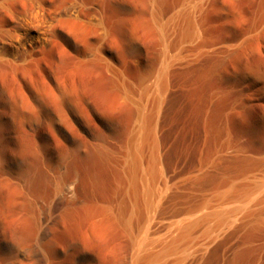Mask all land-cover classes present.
I'll return each mask as SVG.
<instances>
[{
    "label": "rangeland",
    "instance_id": "rangeland-1",
    "mask_svg": "<svg viewBox=\"0 0 264 264\" xmlns=\"http://www.w3.org/2000/svg\"><path fill=\"white\" fill-rule=\"evenodd\" d=\"M39 1H74L82 17L51 22L24 62L0 52V264H130L122 154L160 95L163 167L186 175L216 157L189 206L229 180L264 179V0ZM178 201L162 221L184 214ZM136 209L141 221L140 200ZM228 242L201 264H264V218Z\"/></svg>",
    "mask_w": 264,
    "mask_h": 264
},
{
    "label": "bare ground",
    "instance_id": "bare-ground-1",
    "mask_svg": "<svg viewBox=\"0 0 264 264\" xmlns=\"http://www.w3.org/2000/svg\"><path fill=\"white\" fill-rule=\"evenodd\" d=\"M24 1L29 2L31 5H24L23 11H11L7 5H3L0 1V16L3 17L9 14L15 24L12 32L5 33L6 36L0 37V52H3V55L10 53L13 62H24L30 49L38 44L47 43L51 32L49 30L51 22L57 19L81 20L82 17L80 8L83 5H78L74 1L60 5L55 10H49L39 0ZM189 29V36L196 37L198 31L193 18L189 21ZM161 73L162 79H164L166 77L164 69ZM163 85L166 89V84ZM36 98L38 99L37 102H42L44 99L40 93L37 94ZM160 99L161 95L155 101V114L147 123L141 121L137 132L132 136L125 150V154H122L124 156L122 164L124 171L122 194L128 202V205H125L126 210L122 216V222L124 229L130 234L129 262L130 264H201L206 255L210 253V249L214 244L218 245L216 244L218 242L224 243L225 241L236 239L246 230L263 222L264 179H260L253 185L239 187L233 179L229 180L224 188L215 187L212 201L203 199L194 208L189 206L191 194L200 190L201 183L199 181L208 169L215 165L216 157L200 163L196 169L186 175L179 172V174H176L173 170L163 167V150L158 139V130L160 129H158L157 123L158 109L160 104H162ZM228 151L227 153H229ZM258 155L256 154L255 156ZM259 159H257L256 163H258ZM259 164L264 165V159ZM256 179L258 180V178ZM256 179L253 178L254 181ZM206 182H208L207 179ZM69 189L71 190L72 188L65 190ZM71 191L73 192L74 190L72 189ZM63 193L65 192L63 191ZM69 195L71 196V194ZM173 198L179 200L178 202H184L188 207L186 206L182 210L184 214L180 218L178 217L177 221H174L175 219L162 221L161 216L168 209L169 202ZM139 200L143 209L141 221L138 218L136 209ZM154 225L158 231L162 232V238L157 239L156 237V240H154L155 238L150 237V231ZM222 245H220L219 250Z\"/></svg>",
    "mask_w": 264,
    "mask_h": 264
}]
</instances>
